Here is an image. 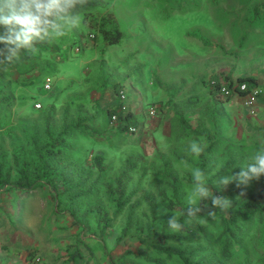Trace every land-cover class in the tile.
Masks as SVG:
<instances>
[{"label": "rangeland", "instance_id": "rangeland-1", "mask_svg": "<svg viewBox=\"0 0 264 264\" xmlns=\"http://www.w3.org/2000/svg\"><path fill=\"white\" fill-rule=\"evenodd\" d=\"M208 1L87 0L83 6L77 5L76 12L81 15L79 25L64 36L54 38L47 47L37 49L44 59L47 54L52 58L58 55V63L53 65L56 70L52 78L54 91L43 93L37 86H10L15 98L12 136L7 137L0 132V151L6 155V168L12 166V157L19 161L28 160L31 143L26 131L34 126L40 131L41 112L51 111L50 125L53 127L60 125L64 116L67 123L78 117L93 116L92 122L85 123L93 139L75 133L70 141L72 157L68 160L73 165L66 172V177L72 187H77L78 179L87 177V186L96 178V173L82 167L84 160L90 162L95 155L103 156L108 169L105 177L109 179L119 175L123 163L131 159L139 165V169L130 175L133 187L139 181V195L157 196L158 191L171 182L168 178L171 176L178 179V195L182 203L188 205L187 195L192 187L189 181L193 180L191 170L199 163L197 155L189 151V144L198 141L202 142L204 149L208 146L205 138L195 133H206L215 140L229 143L225 148L216 144L210 159L221 167L229 158H236L238 163L233 169L235 174L239 173L242 166L250 163L251 157L264 148V127L245 116L234 117L226 102L211 96L206 86L218 78L215 71L233 72L235 58L231 55L225 64L222 61L221 67L214 66L211 72L204 65L208 55L205 40H220L221 31L217 25L227 21L222 15L227 11L224 6L218 2L211 5ZM89 12L111 13L124 34L123 41L106 48L96 43L94 52L89 53V46L95 42L88 41L87 32L80 37L82 31H86L84 15ZM195 27H199V31L196 32ZM4 32L5 28L0 26V34ZM83 61L88 62L81 69ZM81 70L89 78L83 79ZM29 71L28 67L25 73L21 72L22 76L25 77ZM17 76V72L12 74L13 79ZM120 91L126 96V110L134 118L139 116L138 128L130 134L111 130L103 114L107 108H119ZM84 92L88 93L87 101L77 100V95ZM35 95L37 98H29ZM35 104L41 107L36 109ZM160 104L165 105L164 112H158L154 118L149 117V107H159ZM136 110L139 113H135ZM12 175H15V170ZM57 185L56 192L63 190L60 183ZM234 186L233 181L228 185L222 184L219 197H229ZM243 187L251 193H258L261 188L256 178ZM103 190L101 185H96L91 197L79 201L77 197L68 199L67 196L55 200V191L47 187L27 193L4 191L0 194V237L7 238V242L17 238L37 242L43 250L34 251V260L39 258L34 264L48 258L46 242L50 243L47 249L55 250L49 256L50 260L57 263L69 248L71 253H80L77 264H145L144 247L133 238L125 237L119 244L114 243L124 226L127 209L114 215L112 207H106L103 213L114 219L106 233L97 229L90 212L100 207L99 195ZM168 190L166 193L170 196ZM72 191L70 193L76 196L77 188ZM204 203L203 199L198 206ZM155 213L159 224L167 223L172 215L176 216L162 209L158 203ZM86 214L88 218H84ZM258 230L256 224L248 228L245 238L248 254H239L236 264H264V237L261 239Z\"/></svg>", "mask_w": 264, "mask_h": 264}, {"label": "trees", "instance_id": "trees-1", "mask_svg": "<svg viewBox=\"0 0 264 264\" xmlns=\"http://www.w3.org/2000/svg\"><path fill=\"white\" fill-rule=\"evenodd\" d=\"M83 24L88 41L94 43L99 39L104 48L119 45L124 39V34L120 31L117 20L111 13H86ZM40 46L45 48L47 43L37 45V49ZM4 47L5 45L0 44V49ZM39 54L40 52L37 50L27 52V50L21 49L18 60L0 66V132L7 137L12 136V107L15 102L10 89L12 84L21 87L37 86V89L43 93L54 91V86H52L54 79L52 78L56 74V70H54L53 65L55 66L58 63V55H53L52 58L50 54H47V58L44 59ZM53 61L56 62L53 63ZM28 67L31 74L27 73L25 77L22 76L21 72L25 73ZM15 72L18 73V76L13 79L12 74ZM7 77H9L8 81L6 80ZM47 78L51 80L50 90H45L43 87ZM214 80L217 84L221 83L219 78ZM210 82L206 85L210 95L222 101H229L234 95L244 97L251 88H257V82L254 78L238 77L235 81L236 84L245 83L248 89L240 93L232 92L230 96L224 97L217 91V87H211ZM223 84L227 88H231L235 83L229 79L226 84ZM114 89L118 92L117 86ZM29 98L35 99L37 97L35 95ZM77 100L86 102L87 96L77 95ZM118 106L120 107V104ZM150 107L156 108L157 114L165 110V105L161 104L159 107ZM77 108H79V105H77ZM50 113L51 111L48 113L41 112L42 125H40V131L35 126L26 131L31 143L28 160L19 161L17 158L12 157V166L6 168V155L0 151V194L7 190L27 193L33 192L39 187H47L55 191V200L67 196L68 199L77 197V201H79L91 197L92 189L96 185H101L104 190L102 195H99L100 207L90 212L97 229L102 233H106L112 219H114V217H109V215L103 213L106 207L111 206L114 215L119 214L123 209H127L128 214L124 226L120 228V233L115 238L114 243L119 244L125 237L133 238L144 247L145 264H236V258L239 254H248L245 238L251 225L256 224L259 228L260 237L263 239L264 174L258 179L256 178L261 186L258 193L245 190L243 184L234 180L235 186L232 194L229 197L222 196L231 199L230 207L224 210L219 207L214 208L211 197L206 198L204 199V205L199 206L203 211L198 213L199 216L192 220V227H185L181 231L174 232L167 223H158L155 210L156 203H158L162 209L175 213L181 223L189 219L186 215L189 205L183 204L178 195V179L169 176L171 182H167L165 188L158 191L157 196L151 194L139 195V181L133 187L130 180V175L139 169L138 162L131 159L126 160L120 174L107 179L105 175L108 173V169L103 163L104 157L95 155L90 162L84 160L82 165L88 171L96 173L93 183L86 186L88 182L86 177L85 179H78L77 187H72L66 177V172L73 165L72 161L68 160L72 157L70 141L75 133L87 139H93L90 135L92 132L90 133V129L85 125V123L92 122L93 116L89 118L78 117L74 122L68 123L64 116L62 123L53 127L50 125L52 115ZM103 114L106 117L107 126H109L111 115H118L117 126H109L111 130H116L117 133L130 134L138 128L137 121L127 110L126 112H120L116 108H107L103 111ZM177 116L180 115L177 114ZM180 120L183 122L182 119ZM131 129L134 131H131ZM195 135L204 137L208 143L202 154L197 156L199 161L197 167L206 174L208 187L212 195L219 197L222 192V184L219 181L224 176L235 175L233 168L238 160L231 157L221 167H217L215 160L210 159L214 155L216 144H221L225 148L229 143L215 140L213 136L206 133H195ZM14 170L15 175H12ZM189 182L193 183V180ZM58 183L63 187L60 192H56ZM128 187L130 190H128ZM76 188L77 195L73 196L70 192H73L72 190ZM167 190L171 192L170 196H167ZM209 210L215 211L214 218L207 215ZM84 218H88V214L84 215ZM146 253H150V255L147 256ZM78 258H80V253L77 252Z\"/></svg>", "mask_w": 264, "mask_h": 264}, {"label": "crops", "instance_id": "crops-1", "mask_svg": "<svg viewBox=\"0 0 264 264\" xmlns=\"http://www.w3.org/2000/svg\"><path fill=\"white\" fill-rule=\"evenodd\" d=\"M208 2L211 5H215V2H218V5L224 6L227 11H223L222 15L223 19L226 18L227 21L218 23L217 25V29L221 31L219 33L220 40L204 39L205 50H208V55L204 59V65L211 72L214 66L221 67L220 63L222 61L225 64L231 55L233 58L235 57L233 72H230V70L215 71L218 74V78L221 79V83L226 84L229 79L233 83H236L235 81L238 77L254 78L260 94L252 111L243 106L245 97L234 95L229 101L225 102L231 109L234 117L243 118L245 116L247 120L264 127V0H209ZM232 10L235 11V15L231 13L233 12ZM224 13H226L225 16ZM214 16L217 15L214 14ZM194 29L196 32L199 31V27H195ZM85 33L86 31H82L80 37L82 38ZM198 35L200 36V34ZM96 43L97 45L102 44L97 39L93 46H89V53L94 52ZM218 45L220 49H218ZM210 49H213V51L209 52ZM101 52L104 53V51ZM87 62H81V69ZM81 74L84 75L81 76L83 79L89 78V75H85L82 70ZM87 94L84 92L81 95L87 96ZM131 100H134V98H131ZM135 113H139V111L137 112L136 110ZM138 117L137 115L134 119L137 121ZM144 126L146 125L144 124ZM6 239L0 237V264H34V261H39V258L34 260L36 253L34 251L38 249L42 251L43 249L40 248L37 242L33 240L27 241L26 239L21 240L20 238L7 242ZM44 245L50 248L49 242H46ZM47 247H45V251L48 258H42L41 262L37 264H77V251L76 253H71L69 252V248H66L61 262L57 263L56 261H51L49 258L55 250L47 249Z\"/></svg>", "mask_w": 264, "mask_h": 264}, {"label": "clouds", "instance_id": "clouds-1", "mask_svg": "<svg viewBox=\"0 0 264 264\" xmlns=\"http://www.w3.org/2000/svg\"><path fill=\"white\" fill-rule=\"evenodd\" d=\"M87 3V0H0V26L5 32L0 34V66L10 64L20 58L21 49L35 52L37 45L49 43L56 37L66 34L71 28L81 22L76 6ZM189 151L200 155L204 151L202 142L192 141ZM193 183L187 195L186 219L184 223L172 215L167 224L171 230L178 232L185 227H192V220L197 218L203 209L200 201L211 197L214 208L224 210L231 206V199L213 196L207 183V176L200 168L191 170ZM264 174V148L251 157V162L242 166L241 171L231 176H224L220 184L228 185L231 181L247 184L253 178ZM210 217H215V211L209 210Z\"/></svg>", "mask_w": 264, "mask_h": 264}, {"label": "built area", "instance_id": "built-area-1", "mask_svg": "<svg viewBox=\"0 0 264 264\" xmlns=\"http://www.w3.org/2000/svg\"><path fill=\"white\" fill-rule=\"evenodd\" d=\"M76 51H79V49L77 48ZM211 87H217V91H219L224 97L230 96L232 94V92H236V93H240V92H244L248 89L247 84L243 83V84H234L233 86H231V88H227L224 84H217V82L215 80H212L210 82ZM43 87L45 90H50L51 88V80L49 78L45 79ZM260 94V90L255 88H251L249 90V92L244 96L245 100H244V106L246 108L249 109V111L253 110V107L255 106L258 96ZM125 93L120 91L119 92V99H120V107L118 108L120 112H126V106L124 104L125 102ZM35 108L39 109L40 105L39 104H35ZM148 116L151 118H154L157 114L156 108L153 107H149L148 112H147ZM118 115L117 114H113L110 117V121H109V126L110 127H116L118 124ZM131 131H134L131 129Z\"/></svg>", "mask_w": 264, "mask_h": 264}]
</instances>
